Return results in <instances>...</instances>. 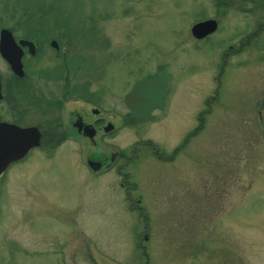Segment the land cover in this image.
Returning <instances> with one entry per match:
<instances>
[{
	"label": "rangeland",
	"instance_id": "obj_1",
	"mask_svg": "<svg viewBox=\"0 0 264 264\" xmlns=\"http://www.w3.org/2000/svg\"><path fill=\"white\" fill-rule=\"evenodd\" d=\"M206 19L220 30L194 41L192 26ZM2 29L34 42L53 79L67 67L100 73L99 56L115 54L102 103L66 104L67 113L98 109L115 129L94 143L45 139L6 171L0 264H264V0H0ZM164 72L173 78L167 109L130 123L125 95ZM152 147L177 158L165 163ZM97 150L138 152L123 173L144 217L128 210L120 175L89 173Z\"/></svg>",
	"mask_w": 264,
	"mask_h": 264
},
{
	"label": "flooded vegetation",
	"instance_id": "obj_2",
	"mask_svg": "<svg viewBox=\"0 0 264 264\" xmlns=\"http://www.w3.org/2000/svg\"><path fill=\"white\" fill-rule=\"evenodd\" d=\"M193 26L191 28V36L194 41L198 42L205 41L220 30V24L217 21V30L214 33L197 39L192 34ZM254 32L245 38L246 42L248 40L256 39L258 35L261 34L257 29L254 30ZM241 48L242 47L240 46L238 50ZM37 52L30 53L28 48H24L23 53H7L8 56L0 53V125L10 124L24 130L38 128L41 133V146L32 149L23 160L16 162L14 165L25 162L33 153L41 149L45 139L84 138L94 143L96 137L101 136L103 138L104 135H108V133L115 129V124L112 119L105 120V118L99 117L100 111L98 109H91L89 114L85 115L77 107L67 113L68 110L66 107L68 102H71L73 106L80 104L82 101L94 103L96 105L102 103L103 93L107 91V94L109 95V92L113 90L114 72L112 67L115 61V54L105 53L99 56L104 60V70L100 73L83 75L80 71L71 70L67 67V70L60 77H54L53 79L52 69L48 65L49 58L46 57L42 63H37V58L43 54ZM48 54L50 53H47V55ZM56 54L60 55V57H58L59 60L66 63L68 62L70 56L69 53ZM9 57L12 58V60H10ZM44 62L46 64H44ZM13 64L15 68H13ZM165 74L167 73H155L147 78L139 80L135 83L133 88L128 91V93L138 84L150 78ZM53 81H55V83H60L59 93L52 89ZM168 81L169 83L162 100L163 106L162 108L152 111L151 119L157 112L161 113L167 109L168 92L172 85L173 78L170 76ZM105 83L107 86H105ZM94 84L97 86V88H95L96 91L94 93L89 92L90 95L93 94V97H85L82 90L87 88L88 91H91L90 89L94 87ZM57 95L60 97H57ZM37 107L43 109L41 115L43 116L42 120H44V122L39 125H36ZM128 115L131 116L129 110ZM150 120L148 122H150ZM152 149L154 157L156 159L159 158L165 163L174 162L177 158V155L173 154L171 159H166L161 155H158L157 148L152 147ZM44 150L47 153L52 151L51 148H44ZM133 151H135V148H133ZM119 154L111 153L110 155H107L106 153L97 150L91 158L87 159V169L90 174L95 175L108 172H116L120 175L119 187L125 192L124 198L126 199V202H128V210H130L131 213H140L144 217L145 211L140 206V201H138L136 197L131 196L130 183L127 175L123 173V169H126L129 164L136 160L138 152L131 157H128L121 152ZM125 156L127 159L122 165L117 166V159H119V157L124 159L126 158ZM94 167L98 168L94 169ZM142 238L143 237H140V239ZM144 239L147 241L148 237L144 236Z\"/></svg>",
	"mask_w": 264,
	"mask_h": 264
},
{
	"label": "water",
	"instance_id": "obj_3",
	"mask_svg": "<svg viewBox=\"0 0 264 264\" xmlns=\"http://www.w3.org/2000/svg\"><path fill=\"white\" fill-rule=\"evenodd\" d=\"M214 21H206L197 24L193 33L197 38H203L216 30ZM29 47L31 53L35 51V45L27 40L16 43L11 31L3 29L0 34V53H22V47ZM51 46L59 49L57 42ZM10 60L12 58L9 57ZM13 68L14 64H13ZM169 76H160L149 79L136 86L126 97V103L132 117L138 122H146L151 117V112L156 108H162V100L168 85ZM40 132L34 129L23 130L9 124L0 125V177L14 162L23 159L31 149L40 145ZM98 167H94L97 169Z\"/></svg>",
	"mask_w": 264,
	"mask_h": 264
}]
</instances>
